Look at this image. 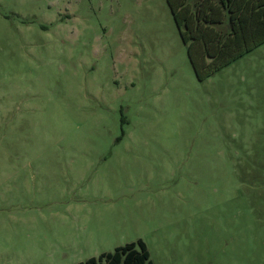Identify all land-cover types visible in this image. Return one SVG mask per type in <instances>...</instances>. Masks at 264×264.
I'll use <instances>...</instances> for the list:
<instances>
[{
	"label": "rangeland",
	"instance_id": "obj_1",
	"mask_svg": "<svg viewBox=\"0 0 264 264\" xmlns=\"http://www.w3.org/2000/svg\"><path fill=\"white\" fill-rule=\"evenodd\" d=\"M264 264V44L200 81L167 0H0V264Z\"/></svg>",
	"mask_w": 264,
	"mask_h": 264
},
{
	"label": "trees",
	"instance_id": "obj_2",
	"mask_svg": "<svg viewBox=\"0 0 264 264\" xmlns=\"http://www.w3.org/2000/svg\"><path fill=\"white\" fill-rule=\"evenodd\" d=\"M203 81L264 44V0H167ZM79 264H154L142 240Z\"/></svg>",
	"mask_w": 264,
	"mask_h": 264
},
{
	"label": "crops",
	"instance_id": "obj_3",
	"mask_svg": "<svg viewBox=\"0 0 264 264\" xmlns=\"http://www.w3.org/2000/svg\"><path fill=\"white\" fill-rule=\"evenodd\" d=\"M153 261V260H152ZM154 262V261H153ZM154 264H155V262H154Z\"/></svg>",
	"mask_w": 264,
	"mask_h": 264
}]
</instances>
